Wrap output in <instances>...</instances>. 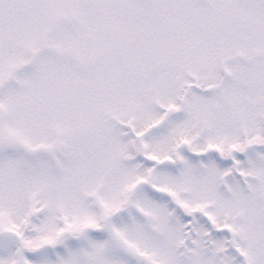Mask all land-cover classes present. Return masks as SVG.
Returning <instances> with one entry per match:
<instances>
[{
	"label": "snow or ice",
	"instance_id": "1",
	"mask_svg": "<svg viewBox=\"0 0 264 264\" xmlns=\"http://www.w3.org/2000/svg\"><path fill=\"white\" fill-rule=\"evenodd\" d=\"M0 264H264V0H0Z\"/></svg>",
	"mask_w": 264,
	"mask_h": 264
}]
</instances>
